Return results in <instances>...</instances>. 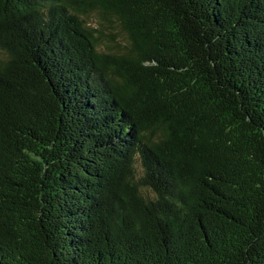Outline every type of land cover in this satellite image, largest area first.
<instances>
[{"label":"trees","instance_id":"trees-1","mask_svg":"<svg viewBox=\"0 0 264 264\" xmlns=\"http://www.w3.org/2000/svg\"><path fill=\"white\" fill-rule=\"evenodd\" d=\"M0 264H264V0H0Z\"/></svg>","mask_w":264,"mask_h":264},{"label":"rangeland","instance_id":"rangeland-1","mask_svg":"<svg viewBox=\"0 0 264 264\" xmlns=\"http://www.w3.org/2000/svg\"><path fill=\"white\" fill-rule=\"evenodd\" d=\"M92 25L95 23V18L92 16L88 20Z\"/></svg>","mask_w":264,"mask_h":264}]
</instances>
